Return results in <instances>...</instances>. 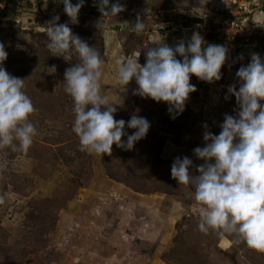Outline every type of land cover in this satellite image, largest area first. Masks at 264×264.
Segmentation results:
<instances>
[{"label": "rangeland", "instance_id": "1", "mask_svg": "<svg viewBox=\"0 0 264 264\" xmlns=\"http://www.w3.org/2000/svg\"><path fill=\"white\" fill-rule=\"evenodd\" d=\"M62 2L0 0L3 67L25 80L37 129L27 152L0 148V264H264V253L234 234L201 233L194 188L171 176L173 162L184 157L198 175L205 162L194 149L205 145V132L219 135L225 116L237 115L228 88L239 89L236 73L253 53L264 59V0H119L125 11L102 17L100 27L96 0H85L76 24ZM116 2L109 0V7ZM56 16L100 53L101 95L114 104L111 96L119 94L124 106L114 118L127 122L137 114L150 122L131 151L113 145L101 157L81 150L72 131L73 100L64 91L66 69L80 61L73 53L66 62L47 48L46 29ZM138 16L145 24L140 33L132 27ZM197 32L205 47L223 45L228 54L221 80L191 77L196 91L181 114L120 90L118 61L139 56L143 66L159 34L174 47Z\"/></svg>", "mask_w": 264, "mask_h": 264}, {"label": "clouds", "instance_id": "2", "mask_svg": "<svg viewBox=\"0 0 264 264\" xmlns=\"http://www.w3.org/2000/svg\"><path fill=\"white\" fill-rule=\"evenodd\" d=\"M62 3L70 23H78L85 0ZM96 3L101 14L98 27L106 25L102 17H117L125 11L119 0L110 7L109 0H96ZM57 21L59 16L46 29L47 48L66 62L73 53L80 61L66 69L64 91L73 100L72 131L79 139L81 150L101 157L110 155L113 145L131 151L146 137L150 122L137 114L127 122L114 118L116 107L100 91L103 65L100 53L73 34L68 23ZM132 27L137 33L143 32L144 21L138 16ZM205 43L197 32L187 42L181 40L170 47L159 34L155 46L145 53L143 66L138 63L139 56L117 62V83L124 92L135 80L134 94L163 102L178 116L190 94L196 91V86L190 83L191 77L207 83L222 78L221 68L228 49L218 44L205 47ZM7 56L4 43H0V148L27 152L37 135L29 120L36 109L23 91L25 80L10 75L3 67ZM49 70L54 73L55 66ZM236 76L239 89L229 86L228 93L235 96L239 111L236 116H225L219 135L205 132V145L194 149L195 156L205 162L198 167L199 174H191L192 160L184 157L173 162L171 176L178 184L194 188L201 233L211 230L222 236L234 234L248 248L264 253V104L260 103L264 101V59L253 53L250 63L241 66ZM126 127L134 130L131 135L125 132Z\"/></svg>", "mask_w": 264, "mask_h": 264}, {"label": "crops", "instance_id": "3", "mask_svg": "<svg viewBox=\"0 0 264 264\" xmlns=\"http://www.w3.org/2000/svg\"><path fill=\"white\" fill-rule=\"evenodd\" d=\"M116 73V72H115ZM106 79L110 78L111 79V76L108 74V77H105ZM116 84L121 88L120 90L123 91L122 89V86H120L118 83H117V79H114ZM137 88V85H136V82L135 80H132L127 86H126V91H124L125 93L129 94V95H135L134 94V90ZM121 95H116V94H113V96H111V99L110 101H114V104L113 106L116 107V109L118 110V112H121L123 109H124V106H122V103H121ZM112 103V102H110Z\"/></svg>", "mask_w": 264, "mask_h": 264}]
</instances>
